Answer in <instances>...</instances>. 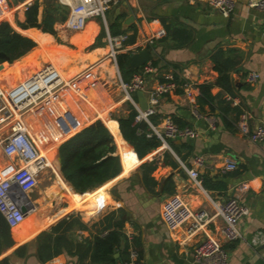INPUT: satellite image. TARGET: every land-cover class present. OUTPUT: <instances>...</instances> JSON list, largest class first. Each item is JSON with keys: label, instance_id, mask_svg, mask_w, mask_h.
Returning <instances> with one entry per match:
<instances>
[{"label": "crops", "instance_id": "obj_1", "mask_svg": "<svg viewBox=\"0 0 264 264\" xmlns=\"http://www.w3.org/2000/svg\"><path fill=\"white\" fill-rule=\"evenodd\" d=\"M33 1L0 2V22H7L13 31L36 44L11 63L0 61V89L12 87L46 65L54 66L66 83L50 102L37 104L23 117L30 138L45 153L55 181L39 191L38 181L42 176L39 173L36 187L25 193L27 201L34 206L30 222L25 223L27 218L12 228L0 213L11 239L9 245L1 246L0 260L6 258L8 264H87L89 259L80 260V257L94 236L107 233L104 227L109 220L105 222L103 219L112 213L110 222L124 218L121 231L129 244L128 254L122 256L127 260L121 258L119 250L113 254L117 264H125L133 257L141 264H203L193 255L199 236L186 238L183 229L169 231L161 220L162 203L169 196L179 194L192 210L212 212L214 204L231 195L233 186L246 182L249 187L245 195L248 214L238 222L240 237L233 241L223 240L222 247L227 253L226 264H264V142L253 143L236 129V122L243 112L249 114L251 127L264 123V10L250 9L246 6L247 0H236L233 12L224 17L201 1L118 0L106 13L105 22L90 18L83 30L70 33L59 30L64 17L54 22L53 32L49 33L36 27H21L25 10ZM68 1L73 3L75 0ZM55 4L65 7L68 12L67 4L59 0H51L50 4L47 0H38V22ZM112 28L126 34L127 40L134 35L133 42L126 40V45L141 44L156 31H164L163 36L152 39L141 48L120 53L149 50V62L157 64L152 65L154 73L146 75L148 90L155 88L168 73H178L182 80L180 73L183 70L187 79L198 84V95L194 100L200 116L192 115L191 100L177 87L159 99L156 113L149 118L153 124H158L163 116H170L177 125L197 130L195 138L168 140L167 146L159 144L140 159L133 156V148L121 137L116 119L127 115L130 105L134 109V105L139 107V102L136 92H129V96L125 94V98L121 96V82L128 83L133 74L126 81L127 77L120 72L116 60L108 55L105 37L107 32L112 34ZM27 32H31L32 37ZM88 34L89 39L83 44L73 42L84 40ZM186 35L189 37L187 43L183 41ZM54 49L65 51L62 52L64 56L55 59ZM217 50L237 61L228 72V89L216 84L218 73L214 70L211 55ZM34 55L36 57L32 59ZM21 63V69L13 70ZM30 69L34 70L27 72ZM4 71L7 74H1ZM250 73L258 74L254 82L248 80ZM201 84L211 86L210 93L214 97L211 108L204 105L200 109L198 106ZM123 103L125 107L120 108ZM114 109H120V114L113 117ZM108 120L115 123L118 133ZM96 121L112 135L121 171L98 187L79 192L61 174L58 146ZM211 121L213 126H210ZM7 132L3 129L0 134L6 135ZM118 134L131 149L127 164ZM198 156L203 158L202 166L194 163ZM227 159L236 163V169L223 173L222 167ZM23 164L16 153L8 154L0 145V167H6V174ZM142 164L146 166L141 168ZM192 168L198 172L200 187L189 178L187 170ZM143 176L153 178L156 184L145 185ZM69 187L74 191L73 198L65 193ZM51 189L58 191L54 200ZM96 202L98 207L92 209L91 205ZM62 210L68 212L54 220ZM73 210L75 213H69ZM71 214L78 215L85 225V229L75 228L70 233L72 253L62 251L47 261L39 260L37 236ZM221 226V219L216 217L208 229L220 237ZM78 243L81 248L77 253ZM23 245L26 246L24 255L22 251L16 254L15 250Z\"/></svg>", "mask_w": 264, "mask_h": 264}, {"label": "built area", "instance_id": "obj_2", "mask_svg": "<svg viewBox=\"0 0 264 264\" xmlns=\"http://www.w3.org/2000/svg\"><path fill=\"white\" fill-rule=\"evenodd\" d=\"M66 1L59 0L62 4ZM187 1H201L224 17H228L233 12L236 2V0ZM0 2H5V0H0ZM117 2L118 0H75L73 3L67 1L68 12L60 23L59 30L70 33L79 32L85 28L86 21L90 18H100L105 22L106 13ZM246 6L261 11L264 10V0H247ZM163 34V30H158L146 37L141 44L126 45V34L110 35L107 32L105 40L109 48L108 55L115 61L118 53L139 49ZM184 71L180 73L182 82L179 85L174 81L173 74L168 73L155 88L148 90L146 75L154 73V69L148 61L141 66L138 72L133 74L128 83L121 82L126 96H129V92L140 91L146 99L147 108L145 110L134 105L137 113L133 124L145 123L147 125L145 131L138 128V133H145L147 137H155L163 146H167L168 140L195 138L198 135V131L192 127H179L170 116H163L158 124H153L149 119L156 113L159 99L163 95L173 92L177 87L182 89L188 100H191L192 115L200 116L194 100L198 95V84L187 79L184 76ZM257 77L258 74L250 73L248 80L254 82ZM65 84L58 70L52 65H46L12 87L5 90L0 89V132L3 129L8 131L6 135L0 134V145L6 153H16L24 163L10 174H6V167H0V213L12 228L23 223L33 210L29 207L27 200H24L21 192L26 193L36 187L38 174L43 169L50 168L52 170L44 153L30 138L23 120L24 114L41 102H50L56 92ZM249 119V114L243 112L236 122L237 131L253 143L264 142V123L251 127ZM210 126H213L212 121ZM194 163L196 166H202L203 158L195 157ZM234 169H236V163L227 159L222 167V172L226 173ZM187 173L189 178L200 187L197 170L188 169ZM248 189L246 182L237 183L233 186L232 193L228 198L214 204L212 212L204 209L192 210L179 194L171 195L162 203L161 220L171 232L183 229L186 238L199 236L198 242L193 247L196 261H202L203 264H226L227 253L222 247V241H233L240 237L238 222L248 214L245 204V195ZM216 217L222 221L220 237L215 236L208 229V225ZM125 264H141V262L133 257Z\"/></svg>", "mask_w": 264, "mask_h": 264}, {"label": "trees", "instance_id": "obj_3", "mask_svg": "<svg viewBox=\"0 0 264 264\" xmlns=\"http://www.w3.org/2000/svg\"><path fill=\"white\" fill-rule=\"evenodd\" d=\"M50 2L51 0H47V4H50ZM66 12L67 9L65 7L55 4L53 9L46 12L42 20L38 22V0H34L25 10V20L23 24H21V27H36L41 29L43 32L52 33L54 22L58 19L62 20L65 17ZM111 32L113 35L121 33L113 28ZM176 32L178 31H175V33ZM173 33H171V35ZM26 34L31 36V32H27ZM34 34L40 37L38 33ZM88 37L89 34L85 36L86 41H88ZM0 38L8 39V41L0 43V51L4 52L8 56V59H0V61H7L11 63L23 57L27 52L36 46L33 40L13 31L9 24L5 21L0 22ZM133 39L134 35L129 37L127 42L132 43ZM188 40L189 37L186 35L183 41L187 43ZM62 52L65 51H62L61 49H54L53 57H55V59L63 57L64 53ZM34 53L35 51L32 54ZM34 57L36 56L34 55L32 59ZM211 61L214 64V70L218 73L216 84L228 89L230 84L228 72L236 66V59L230 56L225 57L221 50H217L211 55ZM116 62L122 75L125 78L127 77L126 81H128V78L132 74L138 71L137 69L133 70L129 68V53H118L116 55ZM156 64L157 62H152L151 65L155 67ZM22 67L21 63L13 70H19ZM173 67L177 69L176 66ZM5 73H7V71L2 72L1 74ZM173 77L177 85L182 82L178 73H174ZM210 87V84L199 85L200 96L197 99V103L200 109H203L204 105H208L210 108L212 107L211 103L213 102L214 97L210 93ZM178 89L180 88H177V90ZM136 113V110L130 105L129 113L125 116L123 115L118 117L116 122L121 137L125 142L132 146L134 151L133 156L140 159L148 152L158 147L160 142L155 137L147 138L145 133H138V128L145 131L147 125L145 123H140L138 125L133 124ZM109 124L117 131L114 122L109 121ZM178 126L182 127L180 125ZM120 135L118 134L123 146L124 159L127 164L131 149L122 141ZM57 139L62 138L58 137ZM58 155L61 159L60 170L63 178L79 192H85L98 187L105 181L117 176L121 171V162L119 156L115 154L113 137L109 130L99 121L82 128L77 133L63 141L58 146ZM144 166L146 165L142 164L140 167L144 168ZM143 183L145 185L151 184L154 186L156 181L153 178L143 176ZM67 212L68 210H62L54 216V220L59 219ZM112 216L113 214L111 213L106 215L103 219L105 222L109 220L108 223H106L107 225L104 227V229L108 230L107 233L103 236H94L81 255L80 260L88 258L89 262L87 264H117V259L113 256L117 250L120 251L121 258L125 254H128L127 251L129 244L125 235L121 231L124 218L120 217V219H113V221L110 222V218H112ZM75 228L85 229V225L81 222L78 215L71 214L67 218L60 220L57 224L52 226L49 231L41 232L36 238V255L39 260L47 261L53 256L59 255L62 251H66L71 254L73 240L71 239L70 233ZM24 235L26 236L25 232H23V237H25ZM0 240V248L2 245H9V242L11 241L7 225L1 215ZM25 249L26 246L23 245L17 248L15 253L21 254L22 251L24 255ZM125 258L122 259L125 261L127 260ZM0 264H8L7 259L4 258L0 260Z\"/></svg>", "mask_w": 264, "mask_h": 264}, {"label": "water", "instance_id": "obj_4", "mask_svg": "<svg viewBox=\"0 0 264 264\" xmlns=\"http://www.w3.org/2000/svg\"><path fill=\"white\" fill-rule=\"evenodd\" d=\"M8 41V39L6 38H0V43L6 42ZM151 58V54L149 52V50L147 48H144L138 52H133L129 54V68L130 69H138L139 67H141L143 64H145L146 62H148ZM0 59H8V56L0 51ZM136 97L138 99L139 102V108L141 110H145L147 108V103H146V99L143 95L142 92L137 91L136 92ZM60 162V159H59ZM21 195L23 196L24 200L26 199L25 193L21 192ZM27 200V199H26ZM29 204V207L33 208V205L31 204V202L27 201ZM65 216V215H64ZM62 216V217H64ZM79 248H81V244H76V252L78 253ZM78 250V251H77Z\"/></svg>", "mask_w": 264, "mask_h": 264}, {"label": "rangeland", "instance_id": "obj_5", "mask_svg": "<svg viewBox=\"0 0 264 264\" xmlns=\"http://www.w3.org/2000/svg\"><path fill=\"white\" fill-rule=\"evenodd\" d=\"M108 17V15H107ZM85 38V36H84ZM74 43H77V44H83L84 42H86V38L82 41H79L78 40H73ZM40 53V52H39ZM25 65V64H24ZM23 66V64H22ZM34 69H30V70H27V72H32ZM7 74V73H6ZM120 84V83H119ZM120 88H121V96L122 98L125 96V93L123 91V88L121 87V84H120ZM125 98V97H124ZM125 107V104L123 103V105L120 107V108H124ZM120 114V109H114L111 113V116H117V114ZM106 119V118H105ZM45 154V153H44ZM40 174L42 175L40 178H39V181H38V190H43L44 187L48 186V185H52L55 181V174L53 173V171L50 169V168H45L43 169ZM92 206V209H96L98 207V203L96 202L95 204L91 205ZM67 207V205L65 206ZM69 213H75V211H71ZM32 217V216H30Z\"/></svg>", "mask_w": 264, "mask_h": 264}, {"label": "bare ground", "instance_id": "obj_6", "mask_svg": "<svg viewBox=\"0 0 264 264\" xmlns=\"http://www.w3.org/2000/svg\"><path fill=\"white\" fill-rule=\"evenodd\" d=\"M67 1H68V0H67ZM67 1H66V2H67ZM65 4H67V3H65ZM109 70H110V69H109ZM109 70H108V71H109ZM112 71H113V69H112ZM109 72H111V71H109ZM109 72H108V73H109ZM67 192H68V194H69L70 197H72V198L74 197V191H73L70 187H69L68 189L65 190V193H67ZM51 193H52V194L54 193V195H53V197H52L53 200L55 199V197L57 198V196H58V191H56L55 189H51ZM31 214H32V213H30V214L25 218V220L28 218L26 221L24 220L25 223L30 222V216H31ZM60 218H61V217H60ZM60 218H59V219H60Z\"/></svg>", "mask_w": 264, "mask_h": 264}]
</instances>
